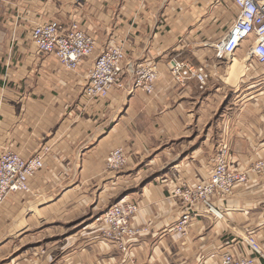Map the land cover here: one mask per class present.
Here are the masks:
<instances>
[{"label": "crops", "instance_id": "1", "mask_svg": "<svg viewBox=\"0 0 264 264\" xmlns=\"http://www.w3.org/2000/svg\"><path fill=\"white\" fill-rule=\"evenodd\" d=\"M17 11H28L29 21L66 22L74 14L94 35L95 54L112 40L132 66L151 53L159 59L156 91L117 89L106 101L87 102L80 84L89 63L73 76L50 57L36 56L28 25L13 22ZM233 16L230 0H28L25 9L2 6L0 151L45 157L28 201L19 206L9 197L1 207L0 264H218L225 241L250 231L264 246L262 180L215 199L222 217L200 206L185 234L172 229L182 210L178 199L168 197L172 186L177 179L208 176L221 140L238 166L264 157V79L245 70L235 85L226 83L224 62L211 46ZM243 47L236 50V68ZM174 57L207 64L206 85L173 82L163 64ZM218 111L222 117L214 124ZM115 147L128 152L129 163L111 175L104 162ZM144 160L166 176L155 178L161 174L154 171L147 182L128 186L130 171ZM125 197L139 205L133 225H149L126 253L101 240L92 224H85L87 231L81 226Z\"/></svg>", "mask_w": 264, "mask_h": 264}, {"label": "built area", "instance_id": "2", "mask_svg": "<svg viewBox=\"0 0 264 264\" xmlns=\"http://www.w3.org/2000/svg\"><path fill=\"white\" fill-rule=\"evenodd\" d=\"M28 0H0L2 6L14 4L15 9L24 8ZM234 7L233 19L220 39L212 43L214 56L222 62L234 60L236 50L243 47L244 73L264 79V0H230ZM12 19V17H10ZM13 22L28 25L29 40L36 56L50 57L67 75L78 76L79 68L89 63L81 82V97L87 102L106 101L112 91L126 89L128 93L142 91L151 95L156 91L159 59L147 53L142 61L130 65L121 44L110 41L96 54V40L87 31L78 16L72 15L64 22L58 18L28 20V11L16 12ZM129 73L124 81L126 68ZM170 79L185 85L195 80L203 88L209 78L205 63L194 64L174 57L163 64ZM41 153L23 155L21 152L2 148L0 151V212L6 200L14 194L31 193V180L44 166ZM208 176L196 177L193 182L177 179L169 198L178 199L182 210L172 229L185 234L195 215L203 209L216 218L222 212L215 206V199H224L236 188L264 177V157L256 158L238 166L233 162L229 146L221 140L215 149ZM129 154L122 147L111 149L105 156L104 168L115 175L128 166ZM201 206V207H200ZM139 210L138 202L123 198L111 204L95 223L99 238L112 243L126 253L134 237L149 230L148 224L133 225ZM218 264H264V246L253 231L237 241H225L224 251L218 255Z\"/></svg>", "mask_w": 264, "mask_h": 264}, {"label": "rangeland", "instance_id": "3", "mask_svg": "<svg viewBox=\"0 0 264 264\" xmlns=\"http://www.w3.org/2000/svg\"><path fill=\"white\" fill-rule=\"evenodd\" d=\"M219 40V39H218ZM217 40V41H218ZM216 42V41H215ZM236 60H238V59H234L233 61L232 60H230V59H228V60H225L224 61V76H226V78H225V82L226 83H228V84H230V85H235V83H236V80H237V78H238V75H239V77L244 73V60H243V62H242V66L241 67H237L236 68V65H235V61ZM234 65V66H233ZM0 69H1V64H0ZM220 84V83H219ZM225 85V84H224ZM225 89H226V91H231V90H229V88H231V87H227V85H225ZM221 113H223V112H221V111H218V112H216V115H215V117L213 118V122L212 123H214L216 120H219V119H221V117H222V115H221ZM215 124V123H214ZM212 129L215 131V129H216V127H212ZM169 162V161H168ZM145 163L146 164H148V162L146 161V160H144V161H142L141 163H139V164H137V165H135L134 167H133V169L130 171V173H131V175H128L127 176V180H128V183H127V185L128 186H130V187H132V186H139V185H141V183H145V182H147L148 180H150V179H152L153 177H155V176H153V175H155V174H153V175H151L152 173H155L154 171H156L159 175L162 173V171L164 170H160L158 167H153V165L152 166H150V168H148L149 166H147V165H145ZM166 167L167 168H169L168 167V165H166ZM143 168V169H142ZM145 170L144 172H142V170L140 171V173H137L138 172V170ZM161 171V172H160ZM166 174L167 173H165V174H161L159 177H155V178H159V179H161V178H163V177H165L166 176ZM127 175V174H126ZM264 181V177H260V178H258V179H256L255 181H253V182H251V183H249V184H246V185H243V186H241V187H238V188H236L230 195H228L227 197H225L226 199L227 198H229L230 196H232L233 195V193H235V191H237V190H240V191H243V190H246V189H248L251 185H254V183H259L260 181ZM129 187V188H130ZM11 197V199L12 200H14V202H16L19 206H23V204L26 202V201H28V194H21V193H19V194H14V195H12V196H10ZM6 202H7V200H6ZM5 202V203H6ZM13 202V203H14ZM116 202H118V201H111L110 202V204L109 205H107V207L105 208V209H107L111 204H113V203H116ZM23 209V208H22ZM104 209V210H105ZM2 213V212H1ZM102 214V213H101ZM101 214H98V215H96L95 217H93L92 219L90 218V219H86L82 224H81V226H82V231H87V229H89L88 227H89V225L90 224H92L95 228H97V230H98V226L96 225V223H95V218L96 217H98V216H100ZM25 215V214H24ZM86 223H88L89 225L87 226H85V224ZM84 225V226H83ZM28 227V226H27ZM27 227H25V228H22V229H20V231L22 232H24V231H28L27 229ZM98 234L100 235V232H99V230H98ZM244 236V235H243ZM261 243V242H260Z\"/></svg>", "mask_w": 264, "mask_h": 264}, {"label": "water", "instance_id": "4", "mask_svg": "<svg viewBox=\"0 0 264 264\" xmlns=\"http://www.w3.org/2000/svg\"><path fill=\"white\" fill-rule=\"evenodd\" d=\"M105 210H106V209H105ZM105 210H103L101 213H103ZM101 213H100V214H101Z\"/></svg>", "mask_w": 264, "mask_h": 264}, {"label": "bare ground", "instance_id": "5", "mask_svg": "<svg viewBox=\"0 0 264 264\" xmlns=\"http://www.w3.org/2000/svg\"><path fill=\"white\" fill-rule=\"evenodd\" d=\"M45 157V156H44Z\"/></svg>", "mask_w": 264, "mask_h": 264}]
</instances>
